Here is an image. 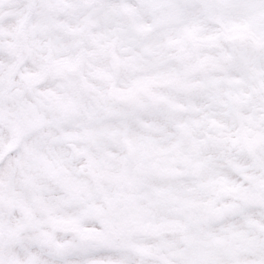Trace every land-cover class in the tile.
I'll list each match as a JSON object with an SVG mask.
<instances>
[{
	"label": "snow or ice",
	"instance_id": "1",
	"mask_svg": "<svg viewBox=\"0 0 264 264\" xmlns=\"http://www.w3.org/2000/svg\"><path fill=\"white\" fill-rule=\"evenodd\" d=\"M0 264H264V0H0Z\"/></svg>",
	"mask_w": 264,
	"mask_h": 264
}]
</instances>
